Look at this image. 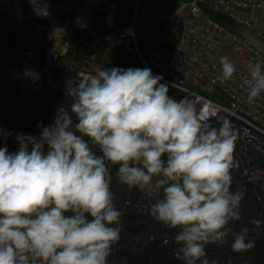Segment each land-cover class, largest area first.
<instances>
[{
	"label": "clouds",
	"instance_id": "obj_1",
	"mask_svg": "<svg viewBox=\"0 0 264 264\" xmlns=\"http://www.w3.org/2000/svg\"><path fill=\"white\" fill-rule=\"evenodd\" d=\"M219 63L217 79L231 80L234 63ZM249 76L252 103L264 93L261 62ZM163 80L147 67L96 65L68 92L70 111L39 124V136L18 134V150L0 147V264H109L123 215L110 165L117 183L159 197L149 215L178 230L174 256L183 264H217L206 246L229 234L233 252L255 247L264 221L231 227L242 211L231 191L238 130L228 120L213 126L198 99L175 98Z\"/></svg>",
	"mask_w": 264,
	"mask_h": 264
},
{
	"label": "trees",
	"instance_id": "obj_2",
	"mask_svg": "<svg viewBox=\"0 0 264 264\" xmlns=\"http://www.w3.org/2000/svg\"><path fill=\"white\" fill-rule=\"evenodd\" d=\"M123 1L126 6L134 3V0ZM122 10L102 15L92 14L93 22L83 29L86 38L81 40L78 34L75 38L77 44L66 54L71 61L59 62L52 74L44 79L42 89L29 96L21 89L25 65L24 31L21 26L9 21L8 10L0 4V126L10 128L1 140L0 147L6 144L9 152H13L16 146L14 130L21 128L40 133L41 129L38 125L42 123L44 126H49L59 109L70 111L72 97L68 92L72 88L69 83L71 79H75L76 86L80 81L79 71L82 65L79 60L85 57L89 59L94 52L90 51V41L98 43L101 53L107 48L109 57L116 58L117 67L143 68L137 62L131 41L127 40L130 51L127 49L118 51L119 44H116L117 48L111 46L113 21H117V15ZM52 24L57 23L53 21ZM139 27L143 29L139 31L137 29V40L141 45V51L145 53V48L149 44L147 34L159 28L146 23H140ZM164 47L176 52L175 46ZM97 62H102L100 53ZM188 94L190 93L176 86L170 88V95L177 99ZM192 98L194 99L193 96ZM73 119L75 120L74 116ZM209 122L216 127L222 123L219 119H212ZM235 157L240 166L232 171L231 191L240 192L242 211L241 220L231 227L234 231H239L241 225L251 226L250 222L253 219L264 221V154L252 146H245L238 139ZM117 168L118 166L110 165L111 189L115 194L114 203L123 213L122 231L120 240L114 245L109 257V264H183V261L174 256V250L178 247L175 243L178 230L167 228L154 221L149 215L150 206L159 197L117 183L115 175ZM253 235H255V247L245 252L232 251L231 234L222 245H207L209 260L215 259L217 264H264V224Z\"/></svg>",
	"mask_w": 264,
	"mask_h": 264
},
{
	"label": "built area",
	"instance_id": "obj_3",
	"mask_svg": "<svg viewBox=\"0 0 264 264\" xmlns=\"http://www.w3.org/2000/svg\"><path fill=\"white\" fill-rule=\"evenodd\" d=\"M142 1L136 0L135 14L125 28L126 34L135 41L138 27L136 13ZM197 1L209 3L264 39V0L178 1L173 17L179 12L187 15L182 23L176 52L167 59L169 74L162 75L163 81L173 83L198 99V109H206L209 120L230 121L245 146H252L264 154V93L249 103L246 86L250 78L249 65L259 61L264 66V54L242 37L210 20ZM125 6L123 0H20L15 11L10 13L9 21L21 26L24 31L22 91L30 96L41 90L40 71L43 68L54 69L69 51L68 29L52 24L58 14L106 13L122 10ZM50 45L55 49L49 50ZM58 47L60 49L57 50ZM230 52L241 65L234 64L236 72L232 79L221 82L217 79L221 74L219 59L222 56L229 58ZM18 134L39 136L40 133L16 130L13 133L16 142L14 151L19 148Z\"/></svg>",
	"mask_w": 264,
	"mask_h": 264
},
{
	"label": "rangeland",
	"instance_id": "obj_4",
	"mask_svg": "<svg viewBox=\"0 0 264 264\" xmlns=\"http://www.w3.org/2000/svg\"><path fill=\"white\" fill-rule=\"evenodd\" d=\"M11 2L14 4V9L13 10H8L9 14L15 11L17 8L20 0H0V4L4 5L7 7V3ZM133 3V1H132ZM128 6V7H127ZM122 12H120L117 16V21H113V36L111 37V46L114 48L116 47V44H119V50H128L130 51L129 47V42L131 41V44L134 48V55L137 59V62L140 66L143 68L147 67L150 68L152 73L154 75H163L165 73L169 74L168 66H167V59L173 55L175 52H173L170 49L165 48L164 46L169 45V46H175L177 48V43H178V37L180 34V30L182 27L183 20L185 19L186 15L183 12H179L175 17L171 19H165L164 18V5L162 2L156 1L149 3L147 5H139L137 9V29L138 31L143 29L139 27L140 23H146V24H151L157 26V30L151 31V33H148L147 39L149 40V44L146 46L145 50L146 52L143 53L141 51V45L137 40V35H136V41L128 36L125 32V28L133 15L135 14L136 11V0H134V3L131 5H127ZM95 14V13H93ZM106 14V13H103ZM97 15V14H96ZM55 22L57 23L58 26L68 29L69 31V37H70V48L74 47L76 43V36L80 34V39H85V33L83 32V29L90 25V23L93 22L94 17L92 13H80V14H71V13H63V14H58L55 17ZM62 36V35H59ZM64 39V38H63ZM66 40V39H65ZM128 40V41H127ZM69 48V50H70ZM90 51L92 50V55L88 59H81L79 60L82 65V69L79 71L82 73V75H79L84 77L85 75H88L94 71V68L96 65H101L105 68H112V67H117V60L116 58L112 57V59L108 55V51L105 49L103 53H101V50L98 49V43L90 41L89 44ZM88 48V49H89ZM117 48V47H116ZM55 49L54 47H51L49 50ZM57 50L60 49L59 47L56 48ZM102 55V62L98 63L97 59L98 56ZM229 59L235 64V65H241L238 58L233 54L229 53L228 54ZM62 59L59 60V62H66L68 63L70 58L67 57V55H64L61 57ZM58 62V64H59ZM54 69L52 68H43L40 73H41V79L42 83L44 82V79L52 74ZM75 79H71L69 86L70 88H74L75 86ZM205 91L207 92H213L212 90L206 89ZM23 92V91H22ZM21 129V128H19ZM14 130V129H13ZM18 130V129H16ZM14 130L13 133L16 131ZM10 128L6 126H0V142L4 138L5 133L9 132ZM257 174V173H256ZM148 193V192H147ZM149 194V193H148ZM149 195H154L155 194H149Z\"/></svg>",
	"mask_w": 264,
	"mask_h": 264
},
{
	"label": "water",
	"instance_id": "obj_5",
	"mask_svg": "<svg viewBox=\"0 0 264 264\" xmlns=\"http://www.w3.org/2000/svg\"><path fill=\"white\" fill-rule=\"evenodd\" d=\"M156 1L162 2L164 5V18L171 19L175 14L176 4L178 1L191 2L192 0H143L142 5L144 6ZM197 5L210 20L220 24L229 32L242 37L245 41L264 54V39H262L256 33L242 26L226 13L213 8L205 1H197ZM108 13L109 12H106V14ZM95 14L102 15L103 13L95 12Z\"/></svg>",
	"mask_w": 264,
	"mask_h": 264
},
{
	"label": "crops",
	"instance_id": "obj_6",
	"mask_svg": "<svg viewBox=\"0 0 264 264\" xmlns=\"http://www.w3.org/2000/svg\"><path fill=\"white\" fill-rule=\"evenodd\" d=\"M7 4H8V5H7L6 8H7L9 11L14 9V4H13V3L8 2Z\"/></svg>",
	"mask_w": 264,
	"mask_h": 264
}]
</instances>
